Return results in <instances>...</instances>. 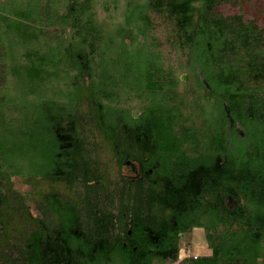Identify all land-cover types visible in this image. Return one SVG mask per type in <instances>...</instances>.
Instances as JSON below:
<instances>
[{"label": "trees", "instance_id": "1", "mask_svg": "<svg viewBox=\"0 0 264 264\" xmlns=\"http://www.w3.org/2000/svg\"><path fill=\"white\" fill-rule=\"evenodd\" d=\"M224 1L0 2V264H161L178 259L180 235L195 227L213 249L206 261L257 264L264 27L218 12ZM146 10L172 18L189 50L186 81L164 72L142 39ZM82 106L118 161L138 162V177L124 180L118 213L47 194L44 211L57 218L33 216L5 189L13 176L98 178L84 155Z\"/></svg>", "mask_w": 264, "mask_h": 264}, {"label": "rangeland", "instance_id": "2", "mask_svg": "<svg viewBox=\"0 0 264 264\" xmlns=\"http://www.w3.org/2000/svg\"><path fill=\"white\" fill-rule=\"evenodd\" d=\"M4 1L6 0H0L5 4ZM133 1L143 3L146 0ZM217 11L224 15L241 14L247 20L255 21L264 27V0H227L218 6ZM145 15L148 22L142 24L146 30V37L142 39L148 41L150 48L159 55V62L164 72H171L177 79L186 81L190 63L189 50L182 46V39L176 32L177 28L172 18L153 10H146ZM133 113L138 117L139 109L133 110ZM78 127L85 141L84 155L90 169L98 173V178H94L91 182L79 178L74 183H68L41 175L13 176L11 182L5 183V189L18 193L33 216H47L48 220L52 221L57 218L54 212L44 211L42 197L47 194H56L62 203L76 204L83 208L90 201L115 213H118L120 203L127 201L126 188L132 179L138 177L140 165L134 160L123 164L118 161L110 142L94 122L86 106L81 108ZM83 208L82 210L85 211ZM179 245L178 259L161 264H223L212 258L206 261L207 257H212L213 249L202 227H195L192 231L181 234ZM226 263L246 264L244 260L236 262L233 259L227 260ZM257 264H264V251Z\"/></svg>", "mask_w": 264, "mask_h": 264}]
</instances>
